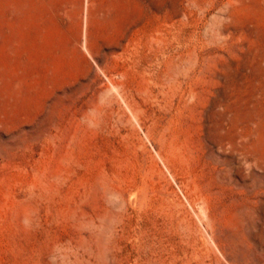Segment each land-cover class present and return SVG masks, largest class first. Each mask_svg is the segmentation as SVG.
Here are the masks:
<instances>
[{
	"label": "rangeland",
	"instance_id": "374dc122",
	"mask_svg": "<svg viewBox=\"0 0 264 264\" xmlns=\"http://www.w3.org/2000/svg\"><path fill=\"white\" fill-rule=\"evenodd\" d=\"M0 264H264V0H0Z\"/></svg>",
	"mask_w": 264,
	"mask_h": 264
}]
</instances>
